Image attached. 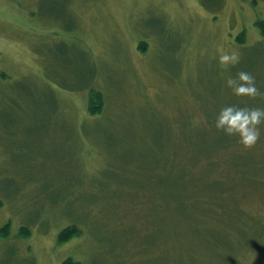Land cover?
Instances as JSON below:
<instances>
[{
	"label": "rangeland",
	"instance_id": "obj_1",
	"mask_svg": "<svg viewBox=\"0 0 264 264\" xmlns=\"http://www.w3.org/2000/svg\"><path fill=\"white\" fill-rule=\"evenodd\" d=\"M260 20L264 0H0V264H179L160 200L184 168L234 220L215 224L223 257L195 246L185 263L264 264V123L244 160L176 154V133L211 132L222 106L264 107ZM219 50L239 63L222 68ZM240 70L262 95L231 92ZM69 224L80 232L59 243Z\"/></svg>",
	"mask_w": 264,
	"mask_h": 264
},
{
	"label": "trees",
	"instance_id": "obj_2",
	"mask_svg": "<svg viewBox=\"0 0 264 264\" xmlns=\"http://www.w3.org/2000/svg\"><path fill=\"white\" fill-rule=\"evenodd\" d=\"M258 25L264 33V20L258 21ZM238 40L243 42L241 35L238 37ZM140 44L141 50L145 51L147 48L146 43L142 41ZM104 106L105 100L103 94L100 91H92L88 103L89 113L97 115L103 111ZM210 131L208 133L190 130L186 133L183 131L182 134L176 133V137L180 140L179 145L187 148L183 151H177V156L180 159L192 158L195 162L194 165L208 159H213L221 152H225L226 156H231L237 161L245 159L244 153L248 148L244 150L243 146H239V139L234 135L229 136L215 127H212ZM165 137L166 132L164 130L152 132V138L156 142H164ZM185 142H189L192 146L191 151L193 154L190 153ZM159 149L162 150L160 147ZM182 170L179 175L182 178L181 183L176 186V189L182 187L181 190L177 193H175L176 190H169L161 196L160 226L162 237L166 238L173 233L176 239V255H181L183 252L186 253L185 258L178 260L179 264H186L185 262L193 257L195 246L211 251L219 249L217 253L223 257L222 252L225 248H223L224 244L216 232L218 230L216 225L221 219H225L228 227H232L234 224V220L232 219L233 213L228 209V202L224 198V191L222 192L217 188L212 189L210 187L209 190L211 192H207L206 188L208 185L205 186L202 179L189 176L190 172L187 168ZM252 170L255 169L253 168ZM163 186L165 187L166 184ZM213 191L216 192L213 193ZM9 231L10 223H6L0 228V236L8 235ZM79 232L80 229L76 224H69L59 232L58 241L59 243L68 241ZM28 233L29 231L23 232L24 235ZM188 241L193 245L192 249L183 247ZM63 264L83 263L75 260L73 257H67L64 259Z\"/></svg>",
	"mask_w": 264,
	"mask_h": 264
},
{
	"label": "clouds",
	"instance_id": "obj_3",
	"mask_svg": "<svg viewBox=\"0 0 264 264\" xmlns=\"http://www.w3.org/2000/svg\"><path fill=\"white\" fill-rule=\"evenodd\" d=\"M241 55L236 50H219L217 63L222 68H229L239 63ZM256 77L248 71L240 70L235 76H228L226 85L237 97L253 98L262 95L256 85ZM264 123V107H247L237 104L222 106L215 117V128L229 136H238L244 148H250L260 139Z\"/></svg>",
	"mask_w": 264,
	"mask_h": 264
}]
</instances>
